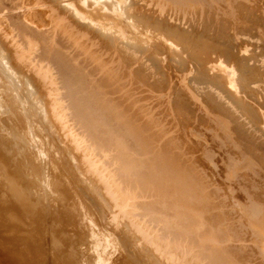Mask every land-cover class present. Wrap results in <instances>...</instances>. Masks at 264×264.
<instances>
[{"label":"bare ground","instance_id":"6f19581e","mask_svg":"<svg viewBox=\"0 0 264 264\" xmlns=\"http://www.w3.org/2000/svg\"><path fill=\"white\" fill-rule=\"evenodd\" d=\"M216 2L223 3L222 0H0V125L6 126L3 125L6 121L11 126L16 124L17 128L12 130L14 126L11 130L13 133L20 130L19 134L22 131L19 136L25 143L19 141L18 145L16 140L20 138L11 131L16 137H10V132L6 131L8 125L0 127L2 134L9 132L5 139L7 137L10 142V138H16L13 140L17 143L11 141L17 147L22 144L21 150L16 152L20 157L14 158V155L11 159L7 154L9 150L3 147L11 146L17 150L15 144L7 142L9 145L2 146L1 143L0 160L10 168V179L21 196L25 213L32 217L30 225H38L34 217L38 218L39 224L50 217L53 227L56 226L54 230L61 222L71 233L67 238L58 234L59 231L57 235L55 233L51 249L53 264H107L116 251L119 250V258L128 252L125 243L134 244V251L138 254L128 256V249V255L122 256L127 255L128 258H123L127 264H157L156 260L158 264H264V186L260 187L261 181L257 186V180H250L251 189L248 185L243 189L245 197L242 198L237 191L234 195L235 187L231 181L233 183L239 177L240 171L244 176L245 170L250 171L257 164L255 157L251 158L253 155L249 157L243 147H239L241 142L230 133L233 130L229 131L232 128L228 119L220 122L221 127L227 131L226 138L242 153L239 157L229 156L230 174L225 177L230 178L227 187L234 188L229 190L233 194H230L233 196L229 197L231 200L221 198H225L224 190L229 194L226 193L229 188H224L222 193L218 187L214 188L224 182L212 186L208 179L216 177L212 175L216 172L212 167L213 164L216 167V161L220 160L214 161V156L206 153V162L209 163L211 158L213 163H209L213 172L207 176L208 172L200 170L204 165L198 166L204 156L200 155L199 159L195 153L196 164L194 158L189 159L194 156L192 149H189L192 153L187 150L189 154L184 151L187 158L184 157L182 150L187 149L185 146L181 150L184 156L180 153L184 159L179 151L177 155L169 150L170 153L163 152L162 147L159 149L153 144L155 140L147 126L140 124L142 113L150 121L158 120L155 102L160 98L155 99L158 97L155 94L157 88L144 76L143 63L133 67L134 60L148 58L158 63L165 49L172 53L173 62L180 64L178 68H183L181 71L197 72L193 77L195 81L213 78L216 83L206 82L209 83L206 87L217 88L230 114L238 113L236 104L242 105L246 111L255 113L257 121L264 125V109L258 111L245 99L264 91V70H261L264 59L263 67L250 65L251 55L243 52L247 51L243 44H252L256 33L264 37L263 24H260L264 18V0H234L229 3L227 11L211 7ZM250 4L258 8L251 12H260L259 16L254 14L249 20L246 14H236ZM136 5L139 7L134 9ZM146 6L151 14L145 12ZM207 10L224 12L231 18L228 22L223 18L216 19L209 28L199 22ZM244 18L245 21H241ZM237 21L243 26L249 23V28L239 31ZM216 24L219 26H214ZM239 37L246 38L240 43ZM252 45L255 52L256 44ZM155 50L158 53H153ZM169 56L171 54L166 57ZM215 69L220 72H211ZM251 77L257 88L249 84L248 78ZM237 91H242L244 97L238 96ZM126 102L139 107V111L135 107L134 110L141 114H133V107L125 105ZM149 103L151 106L147 105ZM258 104L263 107L262 103ZM31 105L40 107L41 114L47 121L51 120L47 126L49 122L45 119V126L39 124V129L48 128L46 130L50 132H45L50 133L48 138L51 137V141L57 142L55 145H64L66 138V143L70 142L66 149L71 147L70 152L75 151L73 163L77 165L75 160H78V167L68 163V167L65 166L67 174L78 175L81 170L80 175L92 178L103 194L99 193L98 199L96 195L93 197L98 202L100 198L105 199L100 200L106 202L99 203L103 207L108 205L109 215L96 206L95 201L85 197L87 190L79 186L84 190L81 193L75 187L78 183L70 182L75 175L69 178L71 175L68 174L67 179L61 173L59 167L62 165L57 163L62 160L66 163V159L70 162L65 157L67 155L55 162L62 157L61 148L64 146L58 145L60 155L53 158L54 161L50 157V160L44 158L45 141L43 149L40 147L42 135L29 118L33 114L32 119H38L41 114L37 113L39 110L35 106L29 116ZM33 110L37 111L36 114ZM41 117L37 123L43 120L44 116ZM54 132L56 137L61 136L57 137L60 140L54 139L55 135L52 138ZM37 136L41 140H37ZM251 145L247 148L253 152L256 147ZM52 148L56 149L55 146ZM69 150L64 153H70ZM50 151L44 153L53 157L52 154H57L55 151L50 154ZM113 151L115 154L111 155ZM71 154H68L69 158L73 157ZM257 158L256 162L260 159ZM200 171L205 174L207 182L200 176ZM82 176L78 177L80 181ZM86 182L82 184L87 186ZM91 182L87 188H91ZM208 182L209 189L206 187ZM226 185H221L222 189ZM215 190L222 200L212 195ZM149 196L154 197H150L152 201L147 200ZM85 199L88 203L93 201L96 208L91 209L92 205L86 204ZM33 219L37 223L34 224ZM107 222L110 226L105 224ZM39 228L36 229L38 232L43 227ZM60 230L66 231L64 228ZM132 239L136 243L131 244ZM121 243L126 250L122 255ZM40 250H18V254H13L18 264H45V255ZM147 257L148 260L152 258L149 263Z\"/></svg>","mask_w":264,"mask_h":264},{"label":"rangeland","instance_id":"374dc122","mask_svg":"<svg viewBox=\"0 0 264 264\" xmlns=\"http://www.w3.org/2000/svg\"><path fill=\"white\" fill-rule=\"evenodd\" d=\"M222 1H223V3L219 2V4H217V2L216 3H212L213 5L211 4L212 5L211 7L220 8L222 11H227L228 8H229V3L232 4L234 2V0H229V2H226V0H222ZM215 4H216V7H214ZM138 7H139V5H136L134 7V9H137ZM147 7L148 6L145 7L146 11L145 10L144 11L147 12V14H151V12L149 11V7L148 8ZM246 7H245V9L247 11L246 10H243V11L241 10L242 12L239 11V12H236V14L240 15V16H243L244 14H246L245 16L247 17V19L251 20V18L252 19L254 18V17H252V16H254V14L258 15L260 13V12H257V13L251 12V10H257L258 9L256 7L251 6V4L247 5ZM95 13H96V11H95ZM100 13L109 14V12H107V11H103V12L101 11ZM261 16H263V15H261ZM197 17H199V15H196V18ZM222 18L225 19L228 22V19H230L231 16H227V14H225L224 12H220V11L215 12V10H213V11H208L207 10L204 13L203 17L199 18V22L201 23V25H203V26L207 25L210 28L209 25L213 24L216 21V19H222ZM243 20L245 21V18L241 19V21H243ZM237 22H238V24H236V25H238L239 31H240L241 28L242 29L249 28V23H248V26L246 24H245V26H243V25H241V22L240 23H239V21H237ZM260 24H263L261 27L264 29V18L262 19V22H260ZM194 25L197 26L198 24L194 23ZM214 26H219V25L216 24ZM208 30L211 31L210 29H208ZM256 30H257V28H256ZM256 34H255V32L252 33L253 36H255V35L256 36L250 42L252 44L253 43L256 44V47H257L256 51L255 52L253 51L255 48L253 47L252 44L245 43L243 45H244V47L246 46L245 48H247V51H243V52H245V54H247V55H251V59L249 60V64L250 65H257V66L263 67L262 66V60L264 59V39H262L263 36L259 37V34L258 33H256ZM243 38H246V37H243ZM243 38L239 37L238 42L242 43L243 42L242 41ZM153 49H155V47H153L152 50ZM157 51L156 52L153 51V53L156 54V53H158ZM162 51H164L163 55L161 56V54H162L161 53L160 56H161V58L162 57L163 58L162 59L159 58L160 60H159L158 63L155 62V61L149 60L148 58H144V59L134 60V64H133V67H137V66H140L143 63V68L142 69H143L144 76L147 77L149 83H151V82L153 83L154 82L155 85H156L157 91L155 92V94L158 97H156L155 99L160 98L159 101L155 102L156 103V105H155L156 106V110L158 111V114H157L158 120L157 121H154V120L152 121L151 120L152 121L151 122L149 120V118L148 119L145 118L146 115H144V113L141 114L140 112H138L139 111V109H138L139 107H135L133 104H131V102L129 104L127 102L125 103V105H130L131 104V106L133 107V109H132L133 114H135V113H136L135 115L141 114L139 117H141V119L143 121L137 116L140 119V121H142V123H140V122L139 123L141 125H143L144 127L147 126L146 128H147L148 132L151 133V135L153 136V138L155 140V141H153V144H155V146H157L158 148L160 147L159 149H161V147H162L163 148V152L165 150L167 153L172 152V154H174V155H177L178 151H179V155H181L182 151H183V154L185 156L183 154L182 155L185 158H187L186 154H189V152H187V150L191 151L189 149H192V151H195V152L192 153V151H191L190 153H192V155L194 154V156L190 157L189 159H191V158L195 159V157H196L195 153H196V155H198L199 159H200V155L204 156V157H202L203 159H201V163L199 162V164H198V159H195L197 161V163L194 162V163L198 164L199 167L201 165L205 166V168H206L205 170L203 168L204 166L200 167V170L203 169L202 171H204L205 173L208 172V173H206L207 176H208L209 172H211L212 168H213L212 170L214 172L215 171L217 172V173L215 172L216 174L215 173L213 174L212 173L213 171H212L211 172L212 175L213 176L216 175V177L213 178L212 176L211 177L209 176L210 178H208V179H210L209 182L212 183V186H215L214 184L215 183L217 184V182H220V183L224 182L221 185L222 186H223V184L226 185V182L230 183V181H229L230 178L229 179L226 178V177H229V176L225 177V175L229 171V164L231 162L229 160V158H230L229 156L232 155V156H235V157H239V156H241L239 154H242V153H240L239 149L235 146V144L231 143L229 141V139L226 138L225 133L227 131L224 132L223 128L221 127L220 122L223 121V120H226V118H227L228 121L227 120L226 121L229 123V125L231 124L230 127L232 128V129H229V131L233 130V131H230V133H232V136L234 134V136H236L235 139H238V141H240L243 144L242 145L241 143L238 142L240 144L239 147L240 148L243 147V149L242 148L241 149L243 150V152L247 153L248 156L249 155H251V156L253 155V157H251V156H249V157H251L252 159L255 157L254 161H255V163L258 166V168H257V166H253L255 168L254 169H253V167L250 168V171H246L245 170L244 172H246V174L244 176L242 174H240V173H242V171H240V173L237 175L239 177L231 178L232 180L235 178V180H233L234 184L231 181V184L233 185V187H235V189L233 188L235 190L234 191V195H236L235 193L237 191L238 195H240L242 197L244 195L243 191L246 189L247 185H248V187H250L249 189H251V185L249 183L250 180H254V181L257 180V183H258V184L256 183L257 186L259 185V183L261 181L262 183H260V187L264 186L263 185V182H264V169H262V168H264V165L263 166L261 165V164H264L261 161V159H264V125L261 122H258L259 120L257 121V115L255 113H253V112L246 111L244 106L237 105V104L235 105L236 108L235 107L234 108L238 109V111H237L238 113L230 114L229 110L227 109L226 101L224 99H222L221 97H219L217 88L214 87V86H213V88L206 87V85L209 84V83H206V82L216 83L213 78L202 79L201 82L195 81L193 79L195 74H197V72L195 70L194 71L193 70L192 71H189V70L188 71H185V70L181 71L183 68L182 69L178 68L180 64H177V63L173 62V60L171 59L172 53H170V51L167 52V50H165V49H163ZM170 54H171V56H169L167 58L166 56H168ZM169 59L171 61H169ZM192 64H196V63L193 62ZM261 70H264V68H261ZM211 72H220V71L215 69L214 71H211ZM248 79H249L248 80L249 84H251L252 87L257 88L256 87L257 85L254 86L255 83L252 81L253 78L251 77V78H248ZM263 86H264V84H263ZM262 92H263L262 94L258 92V94L253 96V97H245V99L248 102H250L255 108H257L258 111H259V108L261 109L260 111H262L264 109V91H262ZM236 94L238 96H240V97L241 96L244 97V95L242 94V91H237ZM258 103H262L263 107H259ZM147 105H150V103L147 104ZM35 106L31 105L29 107V109H31V110H28V111L32 112V108L34 107L33 109H35L37 107V106L36 107ZM150 106H148L147 108H149ZM129 107L130 106H127V108H129ZM132 107H130V108H132ZM134 107L136 109H138V111L134 110L135 109ZM37 109L39 111L37 112L36 110L35 111L33 110L34 111L33 113L37 112L39 114V112H40V114H41V110L42 109H40V107H37ZM31 112H30V114L28 113L29 116L31 115ZM130 112H131V109H130ZM1 115H5V114H1ZM41 116H44L43 120L40 119L39 123H37L38 119L42 118ZM46 117L50 118L51 116H46ZM29 118H30V121L32 120L31 124H34L33 126H35V128H37L35 130H37V131L39 130L38 133H40V135H42L41 137L43 138V140H41L38 137L39 135L37 136L38 137L37 140L40 139L42 141L41 143H40V141H38L41 144L40 147L43 148L42 143L44 144V141H45L44 146L46 147V149L48 151H50V149H52V151H50V154L53 151H55V153H57V154H52V155H54V157L53 156H48V155L45 154L47 152V150L45 149V150L42 151V153H43L42 155L44 156V158L47 159V157L48 158L50 157L51 159H53V158L59 157V155H60V153H59L60 149L59 148H61V147H59L58 145L64 146L65 148H63V147L61 148V149H63V151H61L62 157H59L57 160L53 159V161L55 160V162H58V160L62 159L63 156H65V155L68 156V154L72 153L71 154V157L73 156L72 158H69V156L68 157L65 156L66 158L69 159L70 162H68L67 159H66V163H64V160H62V162L59 161V163H57V165L58 164L62 165V167L60 166L59 169L61 170V173H64L63 174L64 177L69 179V178H71L72 176L75 175L76 177L74 176L73 178H71L72 180L70 179V182H74V183L77 182L78 186H75L74 183H72V184L76 188L77 187L79 188V186H80L84 190H87L88 192L87 191L84 192V190H81L82 188L81 189L79 188L81 190V193H82V191L85 194L87 193L86 194L87 196H85V194H84V196L86 198L90 199V200L95 201V199H94L95 196L93 197V195H96V199H98L100 197V195L103 196V194L101 193L102 190L98 189V187L95 186L94 180H92V178H89L88 175H87L88 177L86 175H85V177L80 175V174H82L81 170H80V174H79V170H78V175L76 173L77 171L71 170V171H74V173H76V174L72 175L73 173L70 174L71 172H69L68 174L71 175L69 177V175L67 174L68 170L66 172L65 166L68 167L67 164L72 162V164L75 165L76 168L78 167L77 166L78 165V160H75V161H77V162H75V163H77V165L73 163L74 162V160H73V158H74L73 152L75 153V151H71L70 152L71 147L69 148L70 150L66 149L67 148L66 145L68 144L67 146H69L70 142L66 143L68 140L63 136L65 138V141H66L65 143L66 144L64 143V145H61L59 143L58 145H55L57 142H55L54 139H57V140H60V139L57 138L59 136L56 137L55 132L52 135L53 128L50 127L51 128L50 130L52 131V133H51L52 138L55 135L54 136L55 138L53 139L54 141H51V137L48 138V136H50L48 134H50V133H46L45 132V131H48V130H46L48 128H46V129L43 128L44 130H40L39 129V127H40L39 124H43L41 126H45V122H49L51 120L47 121V119L45 118L44 114L38 115L37 116L38 119H32L33 118V114ZM34 118H36V116ZM45 119H46V121L44 122ZM3 120L6 121V119H3ZM230 121H232V122H230ZM8 122L7 121H6V123L3 122V125L6 124V126L0 125V127L6 128L7 125H8V128H6L7 129L6 131H9V132L10 131L12 132V130H15V128H17L16 124L13 125L12 124L13 122H12V123H10V124H12V126H11V125L7 124ZM40 122H42V123H40ZM53 122H52V125L55 123V122L54 123ZM143 122H145V123H143ZM50 123L51 122H49V124L47 126H50ZM0 124H2V122ZM54 125L56 126V124H54ZM10 126H11V128H10ZM13 127H14V129H12ZM1 129L2 128H0V130ZM4 131H5V129H4ZM18 131H20V130H18ZM18 131H17V133H18ZM11 132L9 134V135H11L10 137H16V135H17L18 138H20V139L16 140V141H18V143L16 141H14L16 138H13L14 140L10 138V142H9L7 140V137L5 139V134L7 132L5 134L4 133L2 134V132H0V144L2 143L1 144L2 146L6 145V144L9 145L10 143H11L10 145L15 144L13 146H16L17 144L19 145V141L22 144H25L24 142H22V137L19 136V135L23 134V133H21L22 131L20 132V134L19 133L17 134L16 132H14V133H16L15 136L13 135L14 133L12 132L13 133L12 134ZM48 132H50V131H48ZM233 132H235V133H233ZM8 133H7V135H8ZM58 133H57V135H58ZM61 133H62V131H61ZM35 134H36V132H35ZM46 134H47V136H46ZM3 135H4V137H3ZM59 138H61V136ZM11 140L16 142L17 144L13 143V141H11ZM250 141L253 143L252 145H251ZM63 142L64 141H61V143H63ZM22 144H20V145L22 146ZM180 144H182L181 147H180L181 149L178 150V148H179L178 146H180ZM254 144H255L256 148L255 149L253 148L254 151L252 152L247 147H249L248 145L253 146ZM52 145H54L56 149H53L52 147H54V146H52ZM21 146L20 147L16 146L17 150H14L15 147L10 148L11 146H9V147H7V146L5 147L4 146L3 148L4 149L7 148L9 150L8 152L7 151L6 152L9 155V157L11 159H13V157H14V155H16V152L18 151V149L21 150ZM184 146L187 147V149L182 150ZM64 149H66V150H64ZM67 150H69L70 153H68V154H67V152L64 153ZM167 150H169L170 152L167 151ZM184 151H186L185 152L186 154L184 153ZM10 152H13L15 154L10 153ZM20 152L21 151H19V153ZM173 152H175V153H173ZM206 153H209L211 156L213 155L214 156V161L220 160L219 162L216 161V163L220 164L221 167L220 166L218 167V164H216L217 166L215 167V164H213L212 161H211V158H209V160H208L209 163L214 165V167L211 168L210 167L211 165L208 162H206L207 159H208V158H205L206 157ZM114 154H115V152L113 151V153L111 155H114ZM17 155H18V153H17ZM17 155L14 158H16ZM182 155H181V158L183 157ZM192 155H190V156H192ZM256 155L259 156V157L257 158ZM188 157H189V155H188ZM50 158L47 159V160H50ZM256 158L257 159L260 158L257 161L258 163L255 160ZM182 159H184V158H182ZM194 159L192 161H194ZM203 160H204V162H202ZM259 161H261L262 163H260ZM63 164H65V165H63ZM198 166H196V167L199 168ZM261 166H262V168H261ZM75 167H73V168H75ZM62 168H65V169L63 170ZM76 168H75V170H76ZM215 168H217L219 171L221 170V173L218 172ZM69 169H72V167L69 166ZM8 170H10V168L7 166V164H5L3 161L0 160V264H9V263L10 264H13V263L14 264H18L17 263L18 259H16V256L13 253L18 254V250L27 251L28 249L31 250V251H34L35 248H37L39 250L41 249L40 251H42L44 253L43 255H45V257H44L45 264H53V258L51 257V255H52V250L51 249H52V245H53L52 241H53V238H55V236L57 235V233H58L57 231H59L58 234H60V235H63V236L66 235V236H64L66 238H67V235H70L71 233H68V228L66 227L65 224H63L61 222L57 225V226H59V227H57V229L58 228L59 229L58 230L57 229L54 230V228L56 226L53 227L54 225H52L50 217L48 219L45 218L46 220L41 221L42 224H39L38 218L34 217V219L37 220L38 223L34 219H33V223L34 224L37 223L38 225L35 224L37 227L38 226L40 228H41V226L43 227L40 230V232H38L36 230L39 227L37 228L34 225L36 227L35 228L34 226L30 225V222H31L30 220H31L32 217H29V216L26 215L25 212H27V211H26V209L24 207V204H23V202L21 200V196L17 192L18 190L14 187L13 182L10 179L11 175H10V171H8ZM202 171H200V174H202ZM7 172L9 173L8 175H7ZM218 173H219V175L221 174L222 176L217 175ZM198 174H199V172H198ZM228 174H230V172ZM81 176H82V179H83L82 183L84 184V182L87 181L86 182L87 186H89L88 183L90 184V182L92 181L91 184H92V186H94L93 191L91 189V188H93L91 185H90L91 188H87V186H85V185H83L81 183L82 179L80 181V178H78V177H81ZM200 176H202L203 180L205 178L206 182L208 181L206 179V177H205V174H202ZM223 178L225 180L227 179L228 181L227 180L225 181ZM85 179H88V180H85ZM211 179H212V182H211ZM215 179L217 181H215ZM213 180H214V182H213ZM209 182H208V184H206L207 189H209L208 188ZM220 186H219V183H218L214 188L218 187V189L217 188L216 189L218 191H219V189L222 190L221 191V193H222L224 188L226 189L227 185L224 186L223 189H222V186L221 187ZM76 188H75V190L78 193L79 192L77 190L78 188L77 189ZM214 188L213 187L211 188L212 191H213ZM227 188H229V189H228V191H226V193L227 192L229 193L230 192L229 190H231V191L233 190L232 187L230 189L229 185H228ZM89 189H91L90 190L91 194L89 193ZM95 189H97L99 191L97 192V190H95ZM218 191H216L212 195L214 196V194H215L214 197H217L216 193H218ZM95 192H96V194H95ZM99 193H101V194L99 195ZM220 194H218V195H220ZM222 194L225 195V198L222 196ZM222 194H221V196H222L221 198L222 199H228L229 197L233 198V196L230 195V194H232V192L229 193V194H225V190H224V192ZM226 195L227 196L230 195V196L227 197ZM238 195H237V197H239V199H240V196H238ZM150 197L151 196H149L147 198V200ZM244 197H245V195H244ZM151 198H154V197H151ZM151 198L148 201H152ZM217 198L219 199L220 197H217ZM82 199H83V197H82ZM100 199H99V202L101 200H105V199H101V200ZM222 199H219V201L222 200ZM90 200H89L90 204L87 202L88 200L85 201L86 204H89V205L94 204L93 201L91 202ZM229 200H231V199L229 198ZM240 200H242V199H240ZM216 201L218 202V200H216ZM99 202H98V200L95 201V203H97L96 206H99L100 208H103L104 211L106 210V213H108V211H107L108 209H106V207L108 205H105V207H103V205H102L106 201H103V202L101 201L102 204L99 203ZM86 206L90 208V206H88V205H86ZM92 206H91V209L92 208H94V209L96 208V206H93V207ZM47 215H46V217H48ZM108 215H109V213H108ZM107 220H110V219L108 218ZM105 224H107V226H110L109 222H107ZM122 227H123V225H122ZM60 228H64V230H66V231H61ZM123 229H125V228H123ZM124 232H126V231H124ZM55 233H56V235H55ZM62 233H64V234H62ZM122 236L123 235H121V237ZM132 241L133 242H131V244L136 243L133 239H132ZM121 245H122V243H121ZM125 245H126V247H128V249L130 250V253H132V254L128 253L129 250L127 248H126V250L128 251L127 253L129 255L127 253H124V252H126V250H125L124 246L122 245V247L124 248V251L122 252V248L120 249L121 250L120 252H122L121 255L123 253H124L123 255H125V254H127L128 256H132L133 255L132 257H134V254H135V257H136V255H138L137 252L134 251V249L136 247L134 244L130 245L128 243H125ZM118 252H119V250L116 251L113 254L114 256L113 255L111 256L112 259L109 260V262L107 264H121V261L123 262L122 264H124V262L126 263V260L123 259V258H125V257L128 258L127 255L124 256L123 258H122V256H123L122 255L121 256L122 260H121V258H119L120 255H119ZM117 258L120 259L121 261L120 260L117 261L118 260ZM7 259L9 261H11L12 263L11 262H6ZM129 260H131L130 257H129L128 261H127L128 263H129ZM146 260L149 263L150 260H152V258H150V260H148V257H147ZM153 261H154V259H153ZM154 262H157V264H158L157 260L154 261ZM151 263H153V262H151ZM151 263H149V264H151ZM154 264H156V263H154Z\"/></svg>","mask_w":264,"mask_h":264}]
</instances>
